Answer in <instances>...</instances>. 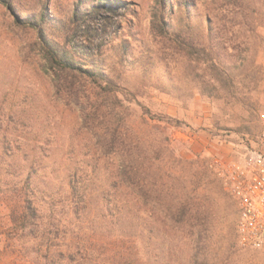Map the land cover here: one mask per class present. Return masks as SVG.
Wrapping results in <instances>:
<instances>
[{"label":"rangeland","instance_id":"1","mask_svg":"<svg viewBox=\"0 0 264 264\" xmlns=\"http://www.w3.org/2000/svg\"><path fill=\"white\" fill-rule=\"evenodd\" d=\"M77 1L0 3V264H264L215 170L260 146L264 0H172L168 32L157 0H82L73 20ZM45 6L44 36L102 77L57 75L17 21Z\"/></svg>","mask_w":264,"mask_h":264},{"label":"built area","instance_id":"2","mask_svg":"<svg viewBox=\"0 0 264 264\" xmlns=\"http://www.w3.org/2000/svg\"><path fill=\"white\" fill-rule=\"evenodd\" d=\"M258 118L259 148L239 159L215 162V170L237 201V243L245 249L264 248V101Z\"/></svg>","mask_w":264,"mask_h":264},{"label":"trees","instance_id":"3","mask_svg":"<svg viewBox=\"0 0 264 264\" xmlns=\"http://www.w3.org/2000/svg\"><path fill=\"white\" fill-rule=\"evenodd\" d=\"M82 0L77 1V9L74 12V17L77 16L78 8L80 7ZM237 0H227L228 5L232 7H237L238 2ZM0 3L6 4L7 6H10V0H0ZM97 5H94V11L97 10ZM174 3L172 0H157V8L155 13L152 16V25L154 29H159L163 32H168L170 22L167 15L171 14L172 6ZM169 9V10H168ZM244 10L234 11L232 8L229 9L228 13L232 16V19L240 18L242 21L247 20V14L243 12ZM51 12H49V7L45 6L40 10L39 13L36 15L31 16L28 19L19 18L17 17V21L19 24L26 26H35L39 28V32L42 35L43 39V46L45 48L46 58L50 65L53 67L55 72L59 77L63 75H67L71 71L77 69L80 72L84 73L87 76L93 77V78H100L102 77L100 71L97 69L87 67L81 64H78L73 57L75 56L74 52L72 50H60L55 44H52L51 40H49L46 36H44V27L48 21H51ZM212 16L207 18V26L208 28L212 24ZM213 39V38H212ZM222 55H219V62H222ZM219 63V64H220ZM223 67V66H222ZM150 113V112H145ZM150 118H155L154 116H151ZM127 166V165H126ZM70 187V195L75 201L76 205H79L81 203L86 204V199H84V194L80 195L79 191L81 189L80 186L77 185L76 182L71 180L69 182ZM85 193V192H84ZM134 201H123V200H117L113 202V208L117 213H121V211L127 209L129 212L134 210L135 207ZM35 209L30 205L27 208H24V210L21 212V218L26 219L27 216H32L35 214ZM28 212V213H27Z\"/></svg>","mask_w":264,"mask_h":264}]
</instances>
